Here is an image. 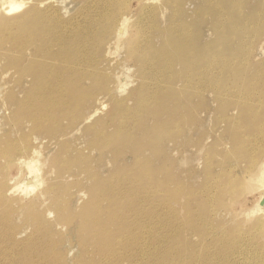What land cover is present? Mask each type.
<instances>
[{"label":"rangeland","instance_id":"1","mask_svg":"<svg viewBox=\"0 0 264 264\" xmlns=\"http://www.w3.org/2000/svg\"><path fill=\"white\" fill-rule=\"evenodd\" d=\"M81 2L54 0L42 8L53 5L66 20L80 12ZM187 6L189 4L185 8ZM134 8L131 4L132 15ZM241 10V20L237 26L239 30L236 36L233 33L239 43L233 58L235 61L226 60V63L218 62L220 64L214 65L215 71L211 70L204 80V90L201 91L197 86L199 90L192 92L189 108L172 110L171 114L177 117L176 121L187 116L192 118L191 124H182V128L178 125L161 126L165 130L157 133L156 143L138 139L133 149L127 148L132 154H126L125 158L116 163L104 157L100 164L90 167L91 177L77 172L76 186L73 185V172L76 168L71 163L85 156L93 159L97 154L89 147L91 133L85 128L98 121V127L102 124L110 125L113 110L107 102H104L107 107L98 108L100 103L95 98L96 104L81 109L77 118V109L72 108L69 109L72 117L60 118L49 124L33 125L26 117H21L20 123L17 120L9 121L12 116L5 98L16 89L13 85V72L10 74L8 71L6 74L2 70L3 63H0V149H9L13 153L11 159L0 157V264H149L154 260V255L144 259L141 256L144 252L143 244L132 246L129 243L127 224L136 225V234L148 238L152 247L155 237L149 236L155 234L156 225L152 223L151 216L159 213L158 217L161 218V212L164 211L160 209L161 198H168L165 210L170 214L173 211L178 215L188 212L201 216L207 213L213 223L221 224L230 233L235 241H230L231 248H254V252L264 249L262 237L251 243L249 236L244 233L246 230L236 226V222L242 218L238 210L253 209L259 201L262 189L250 186L249 180L255 177L258 165L264 159V0H242ZM20 14L1 17L10 19ZM5 33L10 32L8 30ZM204 36L206 41L217 37L212 33ZM104 48H107V44ZM233 48L232 43H226L219 50L221 52L218 56L230 54ZM111 52L113 55L100 66V70H107L108 75L114 78L122 74L127 76L126 79L122 77L127 87L115 90L124 102L123 99L141 81L136 75V65L125 62L124 49L118 52L112 49ZM17 95L21 97L22 92H17ZM107 129L111 130L110 127ZM134 130L137 135L141 131V137L147 134L145 127ZM172 139L176 142L173 143ZM58 140L63 143L62 147H59L60 142L57 145ZM22 148H33L38 153L36 166L40 171L39 177L45 179L48 175L47 178L51 179L57 172L61 175L58 179L60 182L54 188L61 196L60 213H57L56 206L50 201V194L43 193L48 179L44 182L40 180L42 184L30 195L15 191L18 184L27 177L16 163L21 158L19 150ZM64 162L70 166L58 171L56 166H62ZM111 172L114 174L110 175ZM124 179L131 187H124ZM90 187L94 189L92 193L89 192ZM112 188L121 191L120 195L118 191L113 194L117 202L124 200L123 190L128 192V199L122 204L125 208L130 206L134 209L132 217L126 213L123 219L118 218L112 224L107 222L106 227L89 224L83 234L80 230L82 213L85 209L95 212L96 198H101L98 205L104 208L105 198L109 197L104 193L110 192ZM29 200H32L31 206L36 209L35 212L27 210L30 209L27 203ZM239 202L240 206L237 205ZM6 210L14 211L15 214L2 217ZM234 214L236 216L232 219ZM96 215L100 222L108 219L104 213ZM31 216L44 220L43 225L32 224ZM61 216L63 222L59 221ZM47 223L51 227L49 231L45 226ZM205 229L209 230V226ZM46 230L48 235L43 233ZM96 231L102 235L95 237L99 247L93 249L83 239L85 235L90 238L89 235ZM199 232H203L202 227L187 232L190 235L188 242L177 246V251L188 247L191 258H187L190 259L167 261L165 264H216L213 253L217 247L210 238L200 240L195 234ZM259 234L264 237V231L257 236ZM161 235L164 236V233ZM230 236L223 238L231 239ZM230 259L233 264H243L244 261L241 256ZM256 264H264V257Z\"/></svg>","mask_w":264,"mask_h":264},{"label":"bare ground","instance_id":"2","mask_svg":"<svg viewBox=\"0 0 264 264\" xmlns=\"http://www.w3.org/2000/svg\"><path fill=\"white\" fill-rule=\"evenodd\" d=\"M53 1L28 0L27 3H22L18 0H0V63H3L2 70L6 74L8 71L10 74L13 72V85L17 90L5 98L12 116L9 121L17 120L20 123L21 117H26L33 125L49 124L60 118L72 117L69 111L72 108L77 109V118L81 109L96 104L95 98L100 103L98 108L107 107V104L104 105L107 102L113 110L110 125L102 124L98 127V121L85 128L91 133L89 147L97 154L93 159L85 156L71 163L76 168L73 172L75 186L78 184L77 172L91 177L90 167L100 164L104 157H109L110 162L116 163L125 158L126 154H132L127 148L133 149L138 139L156 143L157 133L165 130L161 126L178 125L182 128V124H191L192 118L187 116L176 121L177 117L172 116V110L189 108L192 92L199 90L197 86L201 91L204 90V80L211 70L215 71L214 65L235 61L233 58L239 43L233 35L236 36L239 30L237 26L241 20L242 0H82L80 12L66 20L53 5L42 8ZM131 4L135 7L133 15L130 14ZM187 4L189 6L185 8ZM18 12L22 14L10 19L1 17L13 13L16 15ZM8 30L10 33H5ZM3 33L5 35L2 37ZM209 33L217 37L206 41L204 35L209 36ZM226 43L234 45L233 52L218 56L221 52L219 50ZM112 49L116 52L124 49L125 62L136 65V75L141 81L123 99L124 102L115 90L127 87L128 84L124 81L127 76L119 74L114 78L113 75H108L107 70H100V66L113 55ZM180 91L184 92L175 96ZM17 92H22V96L19 97ZM143 127L147 130L145 136L141 137V131L138 132L139 136L134 133V129L140 130ZM172 141L176 142L175 139ZM58 142L59 147H62L63 143L58 140L57 145ZM22 149L19 150L21 158L16 163L27 177L18 184L15 191L20 190L27 196L42 184L40 180L44 182L48 179V175L45 179L39 177L40 171L36 166L38 153L33 148ZM6 150L0 149V157L11 159L13 153ZM66 166L70 164L64 162L62 166H56V169L63 171ZM139 166L143 167L142 164ZM112 174L114 172L110 173ZM60 178L58 172L57 175L54 173V178H51L54 181L48 179L43 192L50 194V201L56 206L57 213H60L62 206L61 196L54 188ZM112 181L114 180H109ZM141 183L142 181L139 184ZM123 184L125 188L131 187L126 179ZM249 185L262 189V193L253 209L238 210L242 218L238 217L240 220L236 222V226L246 230L244 233L249 236V242L255 243L254 240L261 237L264 240L262 235L257 236L264 231V159L259 163L255 177L249 180ZM93 191V187H90L89 192ZM115 191L118 189L112 188L110 192L104 193L109 196L105 198L104 208L98 205L101 198H96L95 212L85 209L82 213L80 230L83 234L89 224L106 227L118 218L123 219L126 213L132 217L134 209L130 206L125 208L122 204L128 199V192L123 190L124 200L117 202L113 198ZM118 192L120 195L121 191ZM167 200L168 198L159 200L160 209H164L161 218L158 217L159 213L151 216L152 223L156 225L155 234L149 236L155 237L152 247L148 238L136 234V225L127 224L129 243L132 246L136 243L143 244L144 252L141 256L144 259L154 255V260L149 264L190 259L191 250L185 247L177 251V246L188 242L190 235L187 232L197 231L200 227L203 232L195 233L199 239L210 238L217 247L213 253L216 264H233L230 258L234 256L243 257V264H256L264 257V249L254 252V248H231L230 241H235L230 233L221 224L213 223L207 213L201 216L188 212L178 215L171 210L173 214H170L165 210ZM240 200L242 202V198ZM27 203L30 206L27 210L35 212L36 209L31 206L32 200ZM96 213H104L108 219L100 222ZM10 214L15 212L6 210L2 217ZM235 216L236 214L232 219ZM31 218L32 224L43 225L44 220L37 219V216ZM62 219L61 216L59 221L63 222ZM45 226L49 231V223ZM206 226H209V230L205 229ZM47 230L43 231L45 235H48ZM206 231L208 232L204 234ZM100 235L102 234L96 231L89 235L90 238L85 235L83 240L95 249L99 247L95 237ZM224 236H230L231 239L223 238Z\"/></svg>","mask_w":264,"mask_h":264}]
</instances>
